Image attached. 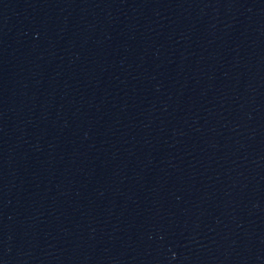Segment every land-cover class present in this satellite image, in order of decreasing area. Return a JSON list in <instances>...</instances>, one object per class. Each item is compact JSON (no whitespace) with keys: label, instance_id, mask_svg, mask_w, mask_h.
Wrapping results in <instances>:
<instances>
[{"label":"water","instance_id":"water-1","mask_svg":"<svg viewBox=\"0 0 264 264\" xmlns=\"http://www.w3.org/2000/svg\"><path fill=\"white\" fill-rule=\"evenodd\" d=\"M0 264H264V0H0Z\"/></svg>","mask_w":264,"mask_h":264}]
</instances>
